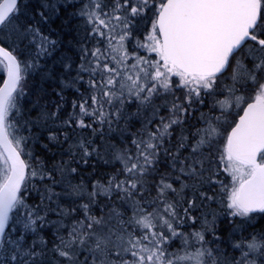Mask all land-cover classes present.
<instances>
[{"label": "snow or ice", "instance_id": "1", "mask_svg": "<svg viewBox=\"0 0 264 264\" xmlns=\"http://www.w3.org/2000/svg\"><path fill=\"white\" fill-rule=\"evenodd\" d=\"M77 2L0 0V264H264V0Z\"/></svg>", "mask_w": 264, "mask_h": 264}, {"label": "trees", "instance_id": "2", "mask_svg": "<svg viewBox=\"0 0 264 264\" xmlns=\"http://www.w3.org/2000/svg\"><path fill=\"white\" fill-rule=\"evenodd\" d=\"M32 3L34 5H38L39 3V0H32ZM73 3H75V7L78 8L80 7V4L77 2V0H73ZM68 13H71L72 11H74V8L73 7H69L67 8L66 10ZM66 18V17H65ZM80 21L76 18H73L72 21L70 22L71 24H76V23H79ZM61 21L58 19L55 21V23L52 25L53 28H56L58 25H60ZM75 33L72 34V36H74ZM72 36H68V35H65L63 37V40L65 41V43L67 42L68 39H71ZM130 45V44H129ZM73 54H75V52H73ZM58 55V53H57ZM49 63H51V61H49ZM85 79H87V77H85ZM45 89L50 93L49 95L45 96L44 100H41V103H44L45 100L51 102V101H59V97L57 95H55L52 90L54 88H57L59 87L58 84H53L51 82L47 83L44 85ZM83 90V89H82ZM76 93H75V90L73 89H68L64 92V96L66 98V100L68 101V104L66 105V111H71V106H70V102H71V99H73L75 97ZM31 99L32 100H35L36 99V93L33 92L32 96H31ZM52 110L54 111L55 110V107L54 105L52 106ZM130 111H134L135 108L134 106L129 109ZM36 113L33 112V115H35ZM163 114V113H162ZM198 115V113H197ZM191 123V121H190ZM136 127H139V124H136ZM176 133L178 134L179 133V129H176ZM112 139H116V136L115 134L113 135ZM42 143H47L46 140H42L41 141ZM118 142V141H117ZM51 151L50 152H46L44 151L41 147H40V144L38 143L36 145V150H37V155L38 156H41L43 159H45L46 161H49V158L52 157L53 153H57L54 157V159L58 160L60 159V156L58 154V150L56 148H54L52 145H49ZM63 148L64 149H67L68 148V144H64L63 145ZM65 159H67L68 157L65 156L64 157ZM50 162V161H49ZM90 163H95L97 164V171L98 172H112L114 171L115 169L119 168L120 165L118 162L115 163V165L113 166L112 164H109V165H104L102 161H97L95 158H93L92 161H90ZM83 171L85 173H89L92 171V169L90 167H84ZM85 179H87V176L85 177ZM189 183H191V181H189ZM178 187V185H177ZM58 190V189H57ZM202 191H208V194L211 195L212 194V191L207 189V188H203L201 189ZM152 195H155V192L153 191L152 192ZM185 195L191 199L192 197V190L191 189H186L185 190ZM199 203V201H197ZM207 208H212V209H218V205L215 204V203H211L209 205H207L206 207L202 206L200 211H206ZM200 211H197V212H193L192 215H196V216H199L200 215ZM55 217H53L54 219ZM209 219H211V216L208 217ZM218 224H219V230H218V234L219 235H222V236H226L228 231L230 230L231 228V221L230 220H226L224 219V217H220L218 219ZM197 228H199V224L196 225ZM247 229H250L252 231H262L264 230V219L261 218V216L258 214V215H255L253 216L252 218V223L250 226H247ZM183 231H191V228H188V227H185L184 229H182ZM209 239H211V236L208 237ZM180 246V241L179 240H176L175 243H173L172 247L173 248H177ZM224 245H222L223 247Z\"/></svg>", "mask_w": 264, "mask_h": 264}, {"label": "rangeland", "instance_id": "3", "mask_svg": "<svg viewBox=\"0 0 264 264\" xmlns=\"http://www.w3.org/2000/svg\"><path fill=\"white\" fill-rule=\"evenodd\" d=\"M133 43H135V40L133 39V41L130 43V45H129V48H130V50H131V44H133ZM141 54H143V53H141ZM178 95H179V93H178ZM236 223H240V221L239 220H237L236 221ZM251 223H252V221L250 222V225H251ZM249 232H251L252 230H250V229H247Z\"/></svg>", "mask_w": 264, "mask_h": 264}]
</instances>
